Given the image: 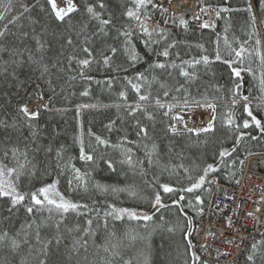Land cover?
Returning a JSON list of instances; mask_svg holds the SVG:
<instances>
[{
  "label": "trees",
  "instance_id": "1",
  "mask_svg": "<svg viewBox=\"0 0 264 264\" xmlns=\"http://www.w3.org/2000/svg\"><path fill=\"white\" fill-rule=\"evenodd\" d=\"M75 1L61 20L49 0H0V167L9 182L0 187L24 197L0 195V264H203L198 208L216 182H236L246 153L264 151V0L250 10L249 0H205L218 9L214 28L197 17L182 26L156 0ZM148 15L164 28L141 30ZM35 99L36 115L25 114ZM186 101L214 102L211 130L169 128L166 103ZM50 184L78 207L36 204L32 194L44 200L39 190ZM140 210L151 219L129 215ZM241 264H264V233Z\"/></svg>",
  "mask_w": 264,
  "mask_h": 264
},
{
  "label": "built area",
  "instance_id": "2",
  "mask_svg": "<svg viewBox=\"0 0 264 264\" xmlns=\"http://www.w3.org/2000/svg\"><path fill=\"white\" fill-rule=\"evenodd\" d=\"M194 9L193 0H172L169 9ZM203 24H214V12L203 10ZM264 153L246 156L236 184L217 183L208 206L200 209L195 239L206 264H239L264 231Z\"/></svg>",
  "mask_w": 264,
  "mask_h": 264
},
{
  "label": "snow or ice",
  "instance_id": "3",
  "mask_svg": "<svg viewBox=\"0 0 264 264\" xmlns=\"http://www.w3.org/2000/svg\"><path fill=\"white\" fill-rule=\"evenodd\" d=\"M49 2L52 4V8H53V10L56 13L57 18H59L61 20L64 18V16L67 14V12H71L75 8L74 5H72L71 3H69V6H68L67 12H66L65 9L58 8L57 7V5L55 3V0H49ZM144 2H145V0H137L138 6L139 5H142ZM25 10H27V9H25ZM249 10H250V6H249ZM88 11L89 12H93V9L91 7H89L88 8ZM94 15H95V13H94ZM127 15L130 16V17L136 16V18L139 19V17L137 16V14L135 12H133L132 10H129L128 13H127ZM0 18H3L2 15H0ZM102 23L107 24V23H109V21H103ZM181 23L183 24V23H186V22L183 21V20H181ZM144 30L147 32V28H145ZM257 43H259V41H257ZM85 51H87V49H85ZM112 51L115 52V49H112ZM242 51H243V49L241 50V52H237L236 55L238 57L241 56L242 55ZM163 55H165V56L168 55L167 50L164 51ZM216 58L217 59H220L219 53H217V57ZM203 60H204L205 63H207L208 58L207 57H204ZM107 62H108V58L105 57V63H107ZM80 63L81 64H84V65H87L89 63V61L88 60H82V61H80ZM157 66L158 67H161V68L164 67L163 64H159ZM233 72L235 73L236 76H240V70L233 69ZM182 74L185 75V76H188L189 75V73H187V72H182ZM261 85L264 86V74H262ZM133 87H136V86L134 85ZM137 91H139V88H137ZM121 95H124V94L121 93ZM165 95H167V92H165ZM140 99L141 100H145V99H147V97L141 96ZM244 99L246 100L247 97H245ZM159 103H160L159 100H157V104H159ZM160 106L161 107H164V105H162V104ZM171 107L172 106L169 105V110H171ZM209 107H214V106L213 105H209ZM245 110L248 111V115L250 117H252V119L255 121L256 125L257 126H261L260 121L257 120L256 117H254L252 115V112L250 110H248L247 108ZM23 111H24L25 114H29L27 107H25L23 109ZM31 115L34 116V115H36V113H31ZM229 123H231V120H229ZM244 126L245 127L248 126V121L247 120H245ZM211 128H212V124L209 123V125H208L207 128H205V129H199L198 131H209V130H211ZM172 131H176V129L173 128ZM189 131H193V130L192 129H189ZM262 131H264V127H262ZM97 140H99V137H97ZM101 142H103V141H101ZM81 158L82 159H87V160H92V156L91 155H87V156L84 155L83 148H81ZM211 167H212L211 165L208 166L209 169H211ZM7 171H8V173H11V172L15 171V169H7ZM78 171L79 170H77V172ZM205 171H207V169ZM3 174H4V169L2 167H0V175H3ZM203 180H204V177H201L200 178V182L202 183ZM199 186H200V183H197V184H194L192 187L193 188H197ZM8 187L11 188V191L10 192H6L3 187H0V195H11L13 197V203L14 204L15 203H18V202H20V201H22L24 199V197L22 195L16 194L15 187H13L10 184L8 185ZM55 187H56L55 184H50V185H48V186H46L44 188H41L39 190V193L43 194L44 200L39 199L38 198V195L36 193H33L32 194V197H31L32 200L36 204H38V205L39 204H43L46 201L48 204L56 205L57 209L63 210L64 212H67L69 209H75V208L78 207L77 204L72 203L71 201L65 200L62 196L60 197V202L59 203L57 202V200L50 198V195L49 194L55 192ZM164 190L166 192L172 191V189L169 188L167 185L164 186ZM191 190L192 189H188V191H191ZM56 195H59V193H56ZM197 199H199V197H197ZM156 203H160V197H159V195L156 196ZM28 211L31 212L32 211V208H28ZM119 211L124 212V211H128V210L122 209V210H119ZM129 215L134 216L135 214L129 212ZM144 219H146V220L147 219H151V217L145 216ZM89 223H91V221H89Z\"/></svg>",
  "mask_w": 264,
  "mask_h": 264
},
{
  "label": "rangeland",
  "instance_id": "4",
  "mask_svg": "<svg viewBox=\"0 0 264 264\" xmlns=\"http://www.w3.org/2000/svg\"><path fill=\"white\" fill-rule=\"evenodd\" d=\"M55 3L57 5L58 8H63L65 9V11L67 12V8L69 6V3H71L72 5L76 6V3L74 0H55ZM68 13V12H67ZM206 104L204 103H199V104H184L181 109L179 111H177L178 114H180L179 116H187L189 115L191 123H195L197 124L198 122H202L201 120H199L198 116L202 113V109ZM25 107H27L28 109V113H35V102H31L30 104L26 105ZM193 119V120H192ZM0 180L4 183V184H8V180L7 177L5 175V173L3 175H0ZM57 191L55 190V192L50 193V198L57 200V202H60V197L61 195H56ZM63 197V196H62ZM38 198H40L38 196ZM66 200V199H65ZM152 212V210H140V211H136L134 214V216L136 217H144L147 215H150ZM197 264V263H196Z\"/></svg>",
  "mask_w": 264,
  "mask_h": 264
},
{
  "label": "bare ground",
  "instance_id": "5",
  "mask_svg": "<svg viewBox=\"0 0 264 264\" xmlns=\"http://www.w3.org/2000/svg\"><path fill=\"white\" fill-rule=\"evenodd\" d=\"M204 2H205V0H204ZM205 4H206V7H205V10H206V12H207V14H212L215 10H216V5H213V4H208V3H206L205 2ZM248 6H250L251 8H254L256 5H255V2H254V0H249V3H248ZM263 70H264V68H263ZM32 101H35V102H37L38 103V100H32ZM233 101H236V100H233ZM31 102V101H30ZM30 102H28L26 105H28V104H30ZM47 100H45V99H43V100H41V103H43V104H46L47 105ZM199 101H190V102H179V105H181V106H183L184 104H199L198 103ZM176 104H178V103H174V106H177ZM205 104H208V103H205ZM26 105H24V108H25V106ZM169 105H171L172 106V103H166V106L168 107V114H170L172 111H174L175 110V108H171V110H169ZM43 106H45V105H43ZM213 116H214V107H209V106H207V107H204L203 109H202V113L198 116V118H199V120H201V121H205V122H208V121H210V120H212V118H213ZM253 152V151H252ZM246 155H248V153H246L245 154V156L243 157V160L242 161H245V159H246ZM213 195V194H212ZM211 195V196H212ZM211 199V198H210ZM264 233V232H263ZM262 233V234H263ZM262 236V235H261ZM261 236L260 237H258L256 240H255V242H257V241H259L260 239H261Z\"/></svg>",
  "mask_w": 264,
  "mask_h": 264
}]
</instances>
